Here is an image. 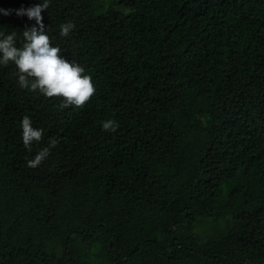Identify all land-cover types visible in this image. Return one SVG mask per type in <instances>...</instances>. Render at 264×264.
I'll list each match as a JSON object with an SVG mask.
<instances>
[{
	"label": "trees",
	"instance_id": "obj_1",
	"mask_svg": "<svg viewBox=\"0 0 264 264\" xmlns=\"http://www.w3.org/2000/svg\"><path fill=\"white\" fill-rule=\"evenodd\" d=\"M42 3L0 0V32L22 47L37 25L15 10ZM41 15L96 92L61 109L0 65V264H264V0H49ZM25 116L44 133L31 151Z\"/></svg>",
	"mask_w": 264,
	"mask_h": 264
},
{
	"label": "clouds",
	"instance_id": "obj_2",
	"mask_svg": "<svg viewBox=\"0 0 264 264\" xmlns=\"http://www.w3.org/2000/svg\"><path fill=\"white\" fill-rule=\"evenodd\" d=\"M49 8V0L42 4L16 11L17 16H27L35 20L36 25L22 32L23 46L17 47V33L8 35L0 32V65L8 66L14 63L18 69V83L22 89L39 91L46 98L61 97V109L69 106L83 107L95 94L96 88L85 69L75 62H69L61 57V49L50 43V38L45 32L42 11ZM11 10L0 9L3 15H9ZM74 25L71 23L60 26V35L67 37ZM22 140L24 147L32 150L33 142L39 143L43 139V130L34 128L32 120L25 116L21 121ZM103 130L116 131L118 124L114 120L103 122ZM57 141L51 140L49 147L40 150L27 162L29 168H37L50 155V149L56 147Z\"/></svg>",
	"mask_w": 264,
	"mask_h": 264
},
{
	"label": "rangeland",
	"instance_id": "obj_3",
	"mask_svg": "<svg viewBox=\"0 0 264 264\" xmlns=\"http://www.w3.org/2000/svg\"><path fill=\"white\" fill-rule=\"evenodd\" d=\"M106 4H110L111 0H104ZM198 231H203V226H199L198 228Z\"/></svg>",
	"mask_w": 264,
	"mask_h": 264
}]
</instances>
